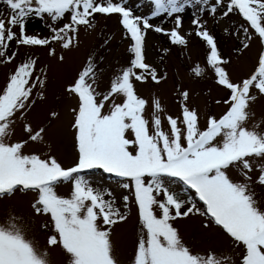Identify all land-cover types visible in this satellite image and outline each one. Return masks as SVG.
Instances as JSON below:
<instances>
[{"label": "snow or ice", "instance_id": "1", "mask_svg": "<svg viewBox=\"0 0 264 264\" xmlns=\"http://www.w3.org/2000/svg\"><path fill=\"white\" fill-rule=\"evenodd\" d=\"M146 2L153 6L148 16L134 14L128 0H0L9 10L6 16L0 13V66L12 65L22 47L46 49L63 63L65 55L57 48H78L81 34L98 28V17H119L131 41L129 65L108 76L107 87L103 57L95 55L65 86V97L76 102L71 112L77 157L70 167L52 154L48 141L59 111L50 110L42 125L34 126L29 118L47 100V70L35 54L16 64L0 88V201L34 194L33 215L48 216L54 233L47 247L61 250L69 264H120L112 233L128 220L133 205L142 234L132 264H264V115L257 117L254 111L264 100V51L252 72L234 80L227 70L231 60L222 55L209 27L210 20L227 25L230 16L241 17L244 23L234 33L224 28L239 42L234 49L238 58L253 41L264 45V0ZM189 9L195 36L209 49L207 67L227 92L215 100L226 110L219 117L209 115L203 126L187 90L180 92L181 112L174 117L159 97L149 101L136 88L137 83L159 85L167 78L147 62L149 31L186 47L192 35L184 29ZM157 18L171 20L173 26L154 23ZM33 19L48 35L29 34ZM109 42L105 37L102 46ZM192 72L199 78L206 68L197 65ZM32 147L38 151H25ZM93 170L117 178L125 192L122 203L85 175ZM62 185L71 186L69 196L59 194ZM197 215L218 226L229 246L204 252L188 246L174 223ZM22 220L9 210L0 223V264H52L47 249L38 250L27 238Z\"/></svg>", "mask_w": 264, "mask_h": 264}, {"label": "rangeland", "instance_id": "2", "mask_svg": "<svg viewBox=\"0 0 264 264\" xmlns=\"http://www.w3.org/2000/svg\"><path fill=\"white\" fill-rule=\"evenodd\" d=\"M128 7L132 8L134 14L148 16L153 10V6L146 0H128ZM191 9L184 14V29L192 32L188 37L186 47L173 46L164 35L149 31L146 37L148 48L147 62L153 63L161 73H166L167 78L159 85L152 82L147 84H136L138 95L149 99L153 96L160 98L168 114L178 116L181 112L180 92L187 90L190 93L189 103L196 108L201 115V124L206 122L209 115L221 116L226 110L223 104L217 105L215 100L226 97L227 92L215 83L214 73L207 67L206 60L209 49L206 44L195 36L191 24ZM9 10L0 4V13L5 16ZM228 19V24L223 22L214 23L210 20L209 27L216 36L218 46L222 55L231 60L227 70L231 73L234 80L246 77L253 71L256 60L264 45L259 41H253L250 48L239 55L234 49L238 46V40L225 33V26L229 32L234 33L238 25L244 23L239 15H232ZM98 28L90 34H81V43L78 48L70 52H61L57 48L58 54L65 55V61L58 63L54 58L49 57L46 49L20 48L19 55L12 65L0 66V88L5 86L9 73L15 68L16 64L30 54L39 57V65L45 67L48 72L49 82L47 88V100L38 104L33 112L29 114L34 126L42 125L48 118V113L52 109L59 111L60 115L53 123L48 132V141L51 145V152L65 166L70 167L74 164L77 153L75 150L74 131L72 129L73 113L71 108L75 106V100H69L64 95L66 85H69L76 77L77 73L85 65L90 55L97 58L103 57L100 67L105 69V84L107 87V77L114 72H119L121 68L129 65L131 55L128 52L131 41L125 38V32L119 23V17H98ZM165 28L170 29L173 25L171 20L157 18L153 21ZM27 29L29 34L48 35L47 29L37 19L31 20ZM101 29L103 32L101 33ZM110 38L107 46L103 45V39ZM161 49H170L162 52ZM206 68L205 75L195 77L192 69L195 66ZM119 102V100L117 101ZM257 117L264 115V100H259L254 107ZM45 150L47 145L44 146ZM26 152H36V147L26 148ZM105 174V173H104ZM101 170H94L85 173L95 184L102 185L114 192L118 203H122V196L125 195L123 189L117 184V178L106 176ZM236 175L235 172L232 173ZM62 196H69L70 185H62L58 188ZM189 195V194H188ZM34 198L32 193H17L15 197L0 201V223L7 218L9 210L18 217H23L22 226L25 227L26 236L32 240L38 250L47 249L50 253L52 264H69L68 257L59 249L47 247V239L54 234L51 229V222L48 216H34L30 207ZM198 206H201L198 204ZM209 223L205 216H192L181 219L174 223L179 230L184 242L193 248L194 251L204 252L209 248L220 249L229 246V238L218 226L209 223L208 228L203 225ZM48 224L47 229L43 228ZM137 210L132 206L127 221L116 225L112 233L115 255L120 264H132L137 240L141 235ZM239 255L238 249H233Z\"/></svg>", "mask_w": 264, "mask_h": 264}, {"label": "trees", "instance_id": "3", "mask_svg": "<svg viewBox=\"0 0 264 264\" xmlns=\"http://www.w3.org/2000/svg\"><path fill=\"white\" fill-rule=\"evenodd\" d=\"M94 171V170H93ZM102 172V171H101ZM104 174V173H103ZM104 175H106V174H104ZM106 176H109V175H106ZM187 194H189V196H192V193H187ZM192 198H195L194 196L192 197ZM198 204H200L201 205V207H202V202H198Z\"/></svg>", "mask_w": 264, "mask_h": 264}]
</instances>
